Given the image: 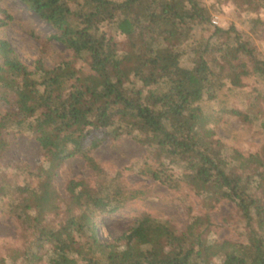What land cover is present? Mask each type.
Returning a JSON list of instances; mask_svg holds the SVG:
<instances>
[{
  "label": "trees",
  "instance_id": "1",
  "mask_svg": "<svg viewBox=\"0 0 264 264\" xmlns=\"http://www.w3.org/2000/svg\"><path fill=\"white\" fill-rule=\"evenodd\" d=\"M2 1L5 27L12 16ZM19 1L55 29L51 39L67 55L51 66L39 57L30 68L0 37V102L10 107L0 111V155L11 135L31 134L42 156L1 174L0 212L16 220L23 239L5 257L13 264H210L216 257L264 264V58L233 23L212 22L223 7L202 0ZM232 1L264 25V0ZM226 94L233 104L221 100ZM226 114L260 131L255 152L218 135L215 124ZM122 136L148 150L142 175L199 198L202 210L189 208L184 228L136 210L138 192L99 170L92 152ZM75 156L93 177L69 179L63 195L56 175ZM221 201L235 205L241 240L210 238ZM127 210L134 216L129 229L102 240L101 219Z\"/></svg>",
  "mask_w": 264,
  "mask_h": 264
},
{
  "label": "rangeland",
  "instance_id": "2",
  "mask_svg": "<svg viewBox=\"0 0 264 264\" xmlns=\"http://www.w3.org/2000/svg\"><path fill=\"white\" fill-rule=\"evenodd\" d=\"M220 4L225 13H214L219 16L218 24L228 26L234 24L246 37H250L259 47L264 58V25L256 20L257 14L249 12L245 6H237L232 0H214L213 4ZM3 6L11 14L12 19L5 27H0V37H6L20 59L33 68L37 58L43 57L51 66L55 59L67 55L62 44L51 39L55 29L35 12L29 10L19 0H3ZM46 44V46H44ZM181 64L190 65L186 57L181 59ZM84 69H89L86 62L82 63ZM254 78L246 80L251 86ZM231 96L226 94L221 100L229 99L228 104H233ZM218 101L213 102L217 106ZM10 109L5 102H0V111ZM218 135L230 145L239 148L244 153L255 152L262 142L260 131L257 128L244 125L231 116L223 115L215 124ZM257 129V130H256ZM11 146L7 153L0 155V183L1 174L12 175L11 166H34L41 162L42 156L39 145L31 134H22L18 137L11 135ZM99 170L120 180L132 191H137V198L131 205L136 210H148L162 220H170L184 228L188 220V209L202 210L201 201L187 188L170 189L154 181L149 176H144L139 169L149 161L148 150L141 146L135 139L122 136L119 139H110L92 152ZM176 171V169H174ZM92 171L84 158L75 156L65 162L56 175V185L65 195L66 183L71 178H92ZM235 205L229 201H221L212 210L215 226L211 233L212 239L229 238L241 240L239 230H236L237 216ZM126 213L114 216H105L99 223L100 237L110 241L126 232L132 225L134 216ZM23 239L18 223L12 216L0 212V257H5L13 248L22 247ZM210 264H222L221 258H210ZM5 264L13 261L5 257Z\"/></svg>",
  "mask_w": 264,
  "mask_h": 264
},
{
  "label": "built area",
  "instance_id": "3",
  "mask_svg": "<svg viewBox=\"0 0 264 264\" xmlns=\"http://www.w3.org/2000/svg\"><path fill=\"white\" fill-rule=\"evenodd\" d=\"M205 4L209 5L210 3H212L214 0H202ZM218 19H219V16L218 15H213V19H212V22L214 24H218Z\"/></svg>",
  "mask_w": 264,
  "mask_h": 264
}]
</instances>
